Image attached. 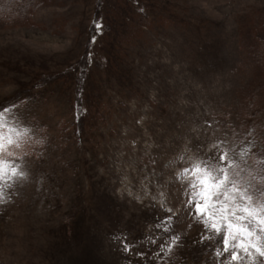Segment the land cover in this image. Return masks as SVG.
<instances>
[{"label": "rangeland", "instance_id": "1", "mask_svg": "<svg viewBox=\"0 0 264 264\" xmlns=\"http://www.w3.org/2000/svg\"><path fill=\"white\" fill-rule=\"evenodd\" d=\"M39 2L0 0V264H229L198 177L264 180V0Z\"/></svg>", "mask_w": 264, "mask_h": 264}, {"label": "snow or ice", "instance_id": "2", "mask_svg": "<svg viewBox=\"0 0 264 264\" xmlns=\"http://www.w3.org/2000/svg\"><path fill=\"white\" fill-rule=\"evenodd\" d=\"M27 132L28 129L17 132L15 138L0 137V153L4 154L0 156V178L3 177L7 165L6 157L14 154L8 151V146L21 148ZM213 147L218 154H208V160L202 163L209 171L198 177L205 203H197L196 208L203 212L207 207L206 202L213 199L219 204V208H214L212 212V219L204 220V226L220 232L221 222L226 224L227 233L223 236V245L224 252L230 257L229 264H264V180L254 182L255 177L248 178L251 174H245V170L234 163L233 158L227 154L231 151L233 156L238 155L239 160L243 162L249 148L241 147L237 154L230 145L222 146L217 143ZM221 164L224 166H220ZM19 168L20 166L16 165L10 167V171L13 175L26 177L24 171H18ZM193 170L201 171L199 164L195 165ZM184 172L188 173L189 169L185 168ZM3 202V189L0 188V203ZM179 239V236H174L169 247ZM201 239L211 237L202 236ZM230 239L235 242L231 246ZM124 250L129 251V246L126 245Z\"/></svg>", "mask_w": 264, "mask_h": 264}, {"label": "trees", "instance_id": "3", "mask_svg": "<svg viewBox=\"0 0 264 264\" xmlns=\"http://www.w3.org/2000/svg\"><path fill=\"white\" fill-rule=\"evenodd\" d=\"M30 2L31 1V5L32 4H34V2H36L37 0H26V3L27 2ZM40 2L38 3V6H41V4L44 2V0H39ZM9 3V2H8ZM28 4V3H27ZM5 5H7V4H5ZM4 5V6H5ZM30 4L29 5H27L29 8H30V6H31ZM28 7H26V9H24L25 10V12L27 13L28 12ZM27 10V11H26ZM111 27V23H109V24H105V32L106 33H108V31H109V28ZM121 27H122V25H121ZM91 40V39H90ZM87 41V45H86V51H88L90 48H91V45L93 44L91 41ZM121 40H119V41H115V40H111L110 41V39L108 40V42L107 43H109V44H112V43H114V42H116V43H119ZM110 46V45H109ZM110 50H112V49H110ZM111 53H113L112 51H111Z\"/></svg>", "mask_w": 264, "mask_h": 264}]
</instances>
